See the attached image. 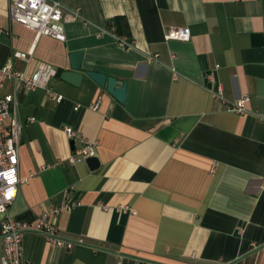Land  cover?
Instances as JSON below:
<instances>
[{"label":"crops","instance_id":"obj_1","mask_svg":"<svg viewBox=\"0 0 264 264\" xmlns=\"http://www.w3.org/2000/svg\"><path fill=\"white\" fill-rule=\"evenodd\" d=\"M57 1L75 14L64 41L11 21L0 0V67L30 53L14 66H53L48 85L63 97L5 84L21 126L9 210L31 222L73 203L53 222L83 242L27 232L23 263L264 264V0ZM180 28L188 41L164 38ZM76 51L82 71L126 84L123 104L87 76L61 79ZM242 97L243 113L227 109ZM82 139L96 143L95 169L68 162Z\"/></svg>","mask_w":264,"mask_h":264},{"label":"built area","instance_id":"obj_2","mask_svg":"<svg viewBox=\"0 0 264 264\" xmlns=\"http://www.w3.org/2000/svg\"><path fill=\"white\" fill-rule=\"evenodd\" d=\"M9 18L11 21L33 30L36 37L48 36L58 41H64V24L74 19L75 14H64L61 4L57 0H10ZM164 38L188 41L190 32L188 28L174 29ZM30 58V53L13 51L7 63L0 67V237L4 247L0 264H25L22 261L23 236L27 232L39 233L50 244L58 247L71 248L74 243L83 242L81 238L72 241L59 236L53 222L60 212L70 210L73 203L64 201L59 206L44 210L31 222L17 220L10 214L9 208L14 202L20 184L18 143L21 126L16 114L14 90L9 93L5 92V84L12 82L20 85L24 90L42 89L48 99L57 103L63 98L48 85L49 80L57 74V70L53 66L40 63L30 74H27L26 70H20L14 66L16 60L28 63ZM247 101L248 97H242L233 104H229L227 109L243 113ZM63 131L70 139L78 137L72 128L65 127ZM95 144V142L82 139L81 146L74 149L68 162L71 165L78 162L84 163L86 159L94 156Z\"/></svg>","mask_w":264,"mask_h":264},{"label":"water","instance_id":"obj_3","mask_svg":"<svg viewBox=\"0 0 264 264\" xmlns=\"http://www.w3.org/2000/svg\"><path fill=\"white\" fill-rule=\"evenodd\" d=\"M83 52L76 51L69 54V69L64 70L61 73V79L72 84L73 86H79L84 76H87L94 81L98 86L105 87L107 93H109L115 100L123 104L126 99V84L120 83L117 79L107 77L105 74L82 71ZM73 144V141H71ZM86 164L90 169H95L98 166V160L93 156L86 159Z\"/></svg>","mask_w":264,"mask_h":264},{"label":"trees","instance_id":"obj_4","mask_svg":"<svg viewBox=\"0 0 264 264\" xmlns=\"http://www.w3.org/2000/svg\"><path fill=\"white\" fill-rule=\"evenodd\" d=\"M116 33L119 34V27L117 26L116 29H115Z\"/></svg>","mask_w":264,"mask_h":264}]
</instances>
